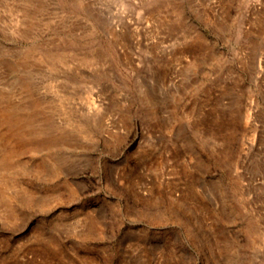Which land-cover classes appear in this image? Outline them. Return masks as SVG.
<instances>
[{"label": "rangeland", "instance_id": "1", "mask_svg": "<svg viewBox=\"0 0 264 264\" xmlns=\"http://www.w3.org/2000/svg\"><path fill=\"white\" fill-rule=\"evenodd\" d=\"M0 264H264V0H0Z\"/></svg>", "mask_w": 264, "mask_h": 264}]
</instances>
